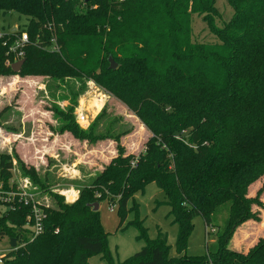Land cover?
Segmentation results:
<instances>
[{
  "label": "trees",
  "instance_id": "1",
  "mask_svg": "<svg viewBox=\"0 0 264 264\" xmlns=\"http://www.w3.org/2000/svg\"><path fill=\"white\" fill-rule=\"evenodd\" d=\"M214 3L0 0V18L10 12L27 18L29 45L17 74L93 79L151 134L136 156L117 146V156L74 203L56 201L45 211L35 238L25 227L30 208L0 200V241L16 240L1 264H88L90 255L103 252L105 238L92 205L117 198L122 223L135 209L128 208L130 199L149 181L167 199L179 248L195 216L213 229L225 210L218 247L203 257H169L166 236L150 240L136 222L145 245L121 264H264V236L246 251L238 242L227 247L242 224L260 222L254 208H264V185L249 197L250 185L264 175V0H227L233 11L228 23L217 27L204 19L217 42L193 41V16L215 11ZM16 36L0 39V74H15L3 42ZM53 38L59 52L49 50ZM70 111L63 113L64 129L92 143L103 138L74 126ZM12 169V160L0 155L3 191L16 187L8 183ZM106 258L111 263L110 254Z\"/></svg>",
  "mask_w": 264,
  "mask_h": 264
},
{
  "label": "rangeland",
  "instance_id": "2",
  "mask_svg": "<svg viewBox=\"0 0 264 264\" xmlns=\"http://www.w3.org/2000/svg\"><path fill=\"white\" fill-rule=\"evenodd\" d=\"M214 6L215 11L208 15L193 16V41L217 42L204 19H212L217 27L231 20L233 11L227 0H215ZM26 25V17L10 12L0 18V33L22 31ZM79 110L86 118L84 124L77 120ZM68 111L71 122L79 130H90L91 134L103 138L92 143L78 139L64 129L68 119L63 113ZM150 135L120 100L93 79L84 76L57 78L0 74V155H7L12 160L13 169L8 183L16 184L13 190L8 191H3L0 186L3 197L8 192H19L28 181L29 191L34 194V204L44 212L54 208L56 201L72 204L78 199L80 189L117 156V146L136 156L142 152ZM27 170L33 176L28 175ZM263 185L264 175L250 185L249 196L253 198ZM72 190L78 194L75 201L68 198ZM260 196L264 203V195ZM15 203L23 205L18 199ZM110 205L114 206L113 212L109 211ZM133 206L135 209L129 210L121 223L117 198L100 203L98 218L105 234L104 250L101 254L90 255L88 264H121L140 251L145 242L140 237L136 222L143 227L150 240H154L159 233L166 236L169 257H203L216 251L217 234L224 225L225 210L218 213L217 226L213 229H207L202 217L195 216L186 243L179 248L177 225L170 215L167 199L154 181L147 182L142 190L134 193L128 208ZM254 210L259 212L260 222L242 224L239 232L229 240L228 248L235 249L238 242V248L246 251L264 236V229L260 226L264 223V208L255 207ZM4 211L5 207L0 206V215ZM8 247V240H1L0 255ZM106 254H110L111 263Z\"/></svg>",
  "mask_w": 264,
  "mask_h": 264
},
{
  "label": "built area",
  "instance_id": "3",
  "mask_svg": "<svg viewBox=\"0 0 264 264\" xmlns=\"http://www.w3.org/2000/svg\"><path fill=\"white\" fill-rule=\"evenodd\" d=\"M117 1L119 3H122L125 0H117ZM14 34H17V36L13 39V41L9 42L4 40L5 42H3V45L7 47L6 55L9 56V58L12 60L13 63L24 59L26 48L29 45V37L25 30L22 31L16 30V32L8 33V34L0 33V39L7 37L8 35H14ZM49 50L53 52H59V48L54 38L51 39V46L49 47ZM5 64L8 66L11 63L9 60H6ZM77 120L81 124L86 123V118L82 110H79L77 114ZM135 162L136 159H134L131 162V165L134 166ZM21 189L19 192H8L6 197L1 196L0 193V200L11 203L12 205L18 199L19 203L30 208V214L27 217L25 227L30 229V236L32 238H35L43 232V221L45 219V212L34 204V194L29 191L30 183L28 181H25L23 188L21 187ZM77 195H78L77 192H74L72 190L68 198L71 201H75ZM109 211L110 212L114 211L113 205L109 206ZM9 248L10 247H8L7 251H9ZM7 251L4 254L0 255V264L2 262L3 257L6 255Z\"/></svg>",
  "mask_w": 264,
  "mask_h": 264
},
{
  "label": "water",
  "instance_id": "4",
  "mask_svg": "<svg viewBox=\"0 0 264 264\" xmlns=\"http://www.w3.org/2000/svg\"><path fill=\"white\" fill-rule=\"evenodd\" d=\"M23 64H24V59L12 64V66H11L12 71L14 73H18L19 70L22 68ZM109 64H110L109 68L111 70H115L116 69L117 65L111 59V57L109 58ZM92 209H93V211H98L99 210V204L98 203L93 204L92 205ZM9 247L12 248V249H14L16 247V240L15 239H10Z\"/></svg>",
  "mask_w": 264,
  "mask_h": 264
},
{
  "label": "crops",
  "instance_id": "5",
  "mask_svg": "<svg viewBox=\"0 0 264 264\" xmlns=\"http://www.w3.org/2000/svg\"><path fill=\"white\" fill-rule=\"evenodd\" d=\"M250 187H252V186H250ZM250 187H249V189H250ZM258 191V190H257ZM250 197V196H249Z\"/></svg>",
  "mask_w": 264,
  "mask_h": 264
}]
</instances>
